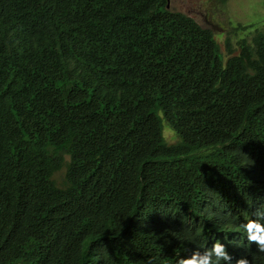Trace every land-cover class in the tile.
<instances>
[{"label":"trees","instance_id":"obj_1","mask_svg":"<svg viewBox=\"0 0 264 264\" xmlns=\"http://www.w3.org/2000/svg\"><path fill=\"white\" fill-rule=\"evenodd\" d=\"M166 2L68 0L25 55L30 8L0 0V264H176L217 246L204 264H264L243 237L244 218L264 226V32L224 56ZM88 40L94 54L63 72ZM84 95L115 117L86 121ZM29 131L23 153L10 146ZM72 138L92 149L56 184L41 146Z\"/></svg>","mask_w":264,"mask_h":264},{"label":"clouds","instance_id":"obj_2","mask_svg":"<svg viewBox=\"0 0 264 264\" xmlns=\"http://www.w3.org/2000/svg\"><path fill=\"white\" fill-rule=\"evenodd\" d=\"M25 2L30 8L31 19L34 24V29L27 34L23 44V51L25 55H27L29 46L33 45L39 39L41 23L46 21L47 15L50 12L56 10L58 7L68 2V0H25ZM262 5L264 8V0L262 1ZM166 8L169 9V0H167L166 2ZM258 13L260 14V16H264V11H260L259 8H258ZM254 15L255 13L253 12V16ZM262 32H264V30ZM262 32H258V33H262ZM257 34L254 36V38L251 41H247L245 39L241 40L244 42V46L254 47L256 40L259 39V37H257ZM241 41L239 42V44L241 43ZM226 42H225V47L227 51L228 47L226 45ZM229 45H230V49H232L235 55L239 50L236 51L235 49L232 48L230 43ZM93 54L94 53L91 49V45L88 40L84 46H82L80 49L76 50L73 54L69 56V58L66 61L63 72L85 65L86 61ZM262 54L264 55V47L262 50ZM222 55L227 56V52L226 54H222ZM81 104L84 109L83 117L86 121H92V122L108 121L113 117H115L117 112V107L116 105L113 104L112 100L98 98L93 95H84L81 99ZM25 134H26L25 137L22 136V134H20L19 136L13 138L11 141L10 146L16 149L19 153H23L25 151L26 140H30L33 142L36 135L41 133L38 131H29ZM163 135H164V130H163ZM72 140H73V148L71 150L63 144V141L61 139H56L53 145L45 146V147L41 146L42 150H44L46 155H48L49 157H53L54 162L58 164V167L54 169L51 176V180H54L55 183L56 181L54 177L58 172L63 171L62 182H64L68 178L70 179L74 175L76 169L84 163V158L81 155L82 148L92 149V146L89 144H86L74 138H72ZM69 170L71 171V174L67 175ZM256 208H258V205L256 204L255 199H252L249 203L248 209L251 210V213L253 214L255 213ZM250 218H253L255 220L252 219L245 223L246 218H244L245 221L243 222V229H244L243 237L248 238L249 241L256 242L259 250L261 252H264V226H262L256 218L252 216H250ZM181 244H183V241L178 239H172L171 241H169L166 248L157 252L154 256L160 253L168 252L170 250L172 251L176 249L177 245H181ZM216 251L217 252L220 251L219 246H217L216 248L211 247V249L206 251L194 252L187 256L180 257L176 264H204L206 259L212 254H214ZM239 264H245V262L240 261Z\"/></svg>","mask_w":264,"mask_h":264},{"label":"rangeland","instance_id":"obj_3","mask_svg":"<svg viewBox=\"0 0 264 264\" xmlns=\"http://www.w3.org/2000/svg\"><path fill=\"white\" fill-rule=\"evenodd\" d=\"M262 1L227 0V3L222 5L217 0H169V10L181 12L191 17L202 28L212 30L221 53L226 54V41L238 51L241 40L251 41L258 32L264 30V16L258 13V8L264 11ZM163 127L164 136L173 141L172 135L175 133L166 124ZM54 179L57 184H61L63 171L58 172Z\"/></svg>","mask_w":264,"mask_h":264},{"label":"water","instance_id":"obj_4","mask_svg":"<svg viewBox=\"0 0 264 264\" xmlns=\"http://www.w3.org/2000/svg\"><path fill=\"white\" fill-rule=\"evenodd\" d=\"M168 7V6H167Z\"/></svg>","mask_w":264,"mask_h":264}]
</instances>
